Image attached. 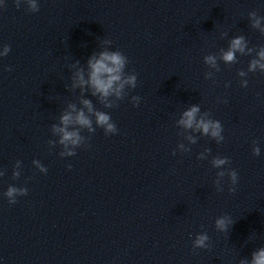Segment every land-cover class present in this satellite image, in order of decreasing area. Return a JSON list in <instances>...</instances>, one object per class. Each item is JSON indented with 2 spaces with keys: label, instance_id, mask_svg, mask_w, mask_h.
I'll use <instances>...</instances> for the list:
<instances>
[{
  "label": "clouds",
  "instance_id": "clouds-1",
  "mask_svg": "<svg viewBox=\"0 0 264 264\" xmlns=\"http://www.w3.org/2000/svg\"><path fill=\"white\" fill-rule=\"evenodd\" d=\"M17 9H20L22 4L27 6V11L31 13L38 12L39 5L37 0H14ZM6 7V4L0 2V8ZM248 19L250 26L264 35V16H259L256 11L248 13ZM222 37L227 36V32L221 33ZM107 47L99 53H93V55L87 60V68L80 66V62L76 61L71 65L74 69L71 77V89H80L79 103L80 107H77L76 103H68L66 109L62 111L59 116L58 123L51 125V133L54 137H58L57 140H48L49 149L55 148L57 145L61 147L59 152L60 157H73L77 154L76 150L80 147H87L88 141L91 136H84L82 132L85 130L89 133H95L97 128L103 129L106 136L115 135L118 133L116 123L112 120L109 113L98 110L91 99L84 98V93L89 92L91 96L96 97L98 102L103 105L105 109H113L119 107L118 101L125 99L128 95V90L135 89L137 87V74L133 72H126V66L129 61L127 56L119 50H109V46L112 44L110 39L102 41ZM12 51L11 45L4 44L2 50H0V57H6ZM241 56H252L248 62L247 70H239L237 75L240 79V86L246 88L248 86V80L246 77L249 73H255L257 71L264 73V46L249 47V42L244 35H237L229 40L228 48L225 50L221 48L219 50V56L216 54H208L203 57L204 64L208 66V69H214L215 72H219V61H222L226 65L236 64L238 62L237 54ZM254 54V55H253ZM11 72L12 67L8 66L5 69ZM209 70L206 71L204 77L206 80L214 81V73ZM225 87H229V84H225ZM133 107H138L141 102V97L133 95L131 97ZM227 103V100L223 101ZM176 127L184 130H191L194 133H200L201 136L209 137L217 144H220L224 140L223 126L217 119L211 118L209 112H201L199 104H193L186 110L182 111L179 119L175 122ZM95 125V126H94ZM183 135V133H178ZM185 139L190 144H196L198 137L194 135H187ZM182 153L190 152L191 149L186 147L183 142L177 144V149L173 151L172 155H176V151ZM260 147L256 141H253L252 154L254 156L260 155ZM211 149L205 148L197 156L198 160H206L210 155ZM213 168L220 169L216 173V180L214 184L217 192H222V180L227 175L230 180V187L228 191L234 193L236 191V185L238 183V173L235 169L225 168L226 165L231 163L229 157L213 156L210 160ZM32 164L39 172L46 174L48 169L39 161L33 160ZM71 170V165H67ZM21 162L17 161L12 176L14 179L19 178L21 175ZM5 172L0 170V177L4 176ZM28 189L26 187H16L9 185L7 190L3 193L7 198L9 204H16L18 196H26ZM234 223L233 219L229 215H223L215 220V228L221 233L229 232L230 226ZM211 247L210 238L207 232H201L195 236L192 241L193 250L196 249H209ZM239 264H264V247H260L254 251L251 255V260L241 259Z\"/></svg>",
  "mask_w": 264,
  "mask_h": 264
}]
</instances>
